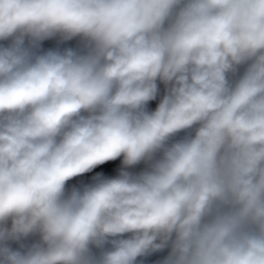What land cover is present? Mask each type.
I'll list each match as a JSON object with an SVG mask.
<instances>
[{
    "label": "clouds",
    "instance_id": "1",
    "mask_svg": "<svg viewBox=\"0 0 264 264\" xmlns=\"http://www.w3.org/2000/svg\"><path fill=\"white\" fill-rule=\"evenodd\" d=\"M0 264H264V0H0Z\"/></svg>",
    "mask_w": 264,
    "mask_h": 264
},
{
    "label": "water",
    "instance_id": "2",
    "mask_svg": "<svg viewBox=\"0 0 264 264\" xmlns=\"http://www.w3.org/2000/svg\"><path fill=\"white\" fill-rule=\"evenodd\" d=\"M119 161L117 160V162L115 164H113L111 167H109L107 170H105L106 174H114L115 168L118 166Z\"/></svg>",
    "mask_w": 264,
    "mask_h": 264
},
{
    "label": "rangeland",
    "instance_id": "3",
    "mask_svg": "<svg viewBox=\"0 0 264 264\" xmlns=\"http://www.w3.org/2000/svg\"><path fill=\"white\" fill-rule=\"evenodd\" d=\"M116 162H117V161L108 162V163H106L105 165L100 166V169H98V170H103V171H105V170H107L109 167H111L113 164H115Z\"/></svg>",
    "mask_w": 264,
    "mask_h": 264
},
{
    "label": "crops",
    "instance_id": "4",
    "mask_svg": "<svg viewBox=\"0 0 264 264\" xmlns=\"http://www.w3.org/2000/svg\"><path fill=\"white\" fill-rule=\"evenodd\" d=\"M151 107H155V102H151Z\"/></svg>",
    "mask_w": 264,
    "mask_h": 264
}]
</instances>
